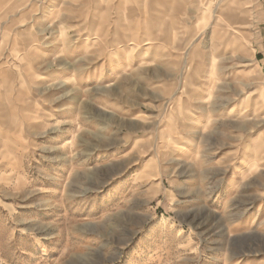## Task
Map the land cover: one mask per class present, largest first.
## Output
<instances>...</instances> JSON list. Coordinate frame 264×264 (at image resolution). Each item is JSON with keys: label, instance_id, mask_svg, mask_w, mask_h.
I'll return each instance as SVG.
<instances>
[{"label": "rangeland", "instance_id": "374dc122", "mask_svg": "<svg viewBox=\"0 0 264 264\" xmlns=\"http://www.w3.org/2000/svg\"><path fill=\"white\" fill-rule=\"evenodd\" d=\"M0 264H264V0H0Z\"/></svg>", "mask_w": 264, "mask_h": 264}, {"label": "bare ground", "instance_id": "6f19581e", "mask_svg": "<svg viewBox=\"0 0 264 264\" xmlns=\"http://www.w3.org/2000/svg\"><path fill=\"white\" fill-rule=\"evenodd\" d=\"M216 35H217V34H216ZM214 37H215V36H214ZM224 45H225V47H226L225 50L227 49V50L232 51V52H237V51H239V46H240V44H236V43L232 42V43H226V44H224ZM147 49H149V47H148ZM146 55H147V53L142 54L141 57H142V58H145ZM121 66H122V62H114V63H111V64H110V71H109V72L113 73L114 71H116L117 69H119ZM202 69H203V68H202ZM194 124H195L196 126L200 125V124H201V118L196 119V120L194 121ZM246 147H251V144L248 142V143L246 144ZM251 164H252V163H251ZM251 164H250L249 161L244 162L243 166H241V168H239V171L243 173V171H245V170H247V169L250 168ZM147 253H148L147 256H148V257H151V256H153V255L156 253V250H155L154 248H149V249L147 250Z\"/></svg>", "mask_w": 264, "mask_h": 264}]
</instances>
